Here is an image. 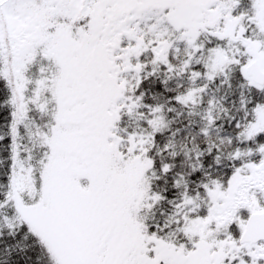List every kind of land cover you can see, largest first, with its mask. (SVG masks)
<instances>
[{"label": "snow or ice", "instance_id": "1", "mask_svg": "<svg viewBox=\"0 0 264 264\" xmlns=\"http://www.w3.org/2000/svg\"><path fill=\"white\" fill-rule=\"evenodd\" d=\"M0 264H264V0H0Z\"/></svg>", "mask_w": 264, "mask_h": 264}]
</instances>
